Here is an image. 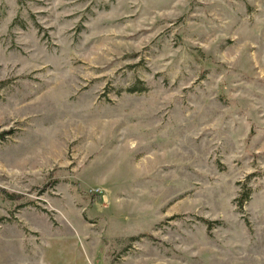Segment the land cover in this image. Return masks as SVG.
I'll return each instance as SVG.
<instances>
[{"label":"rangeland","instance_id":"1","mask_svg":"<svg viewBox=\"0 0 264 264\" xmlns=\"http://www.w3.org/2000/svg\"><path fill=\"white\" fill-rule=\"evenodd\" d=\"M0 264H264V0H0Z\"/></svg>","mask_w":264,"mask_h":264}]
</instances>
